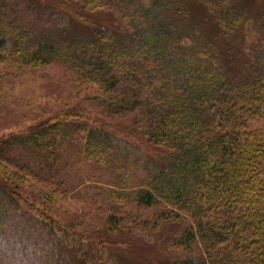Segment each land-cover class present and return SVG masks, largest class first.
I'll return each instance as SVG.
<instances>
[{
    "label": "trees",
    "instance_id": "trees-1",
    "mask_svg": "<svg viewBox=\"0 0 264 264\" xmlns=\"http://www.w3.org/2000/svg\"><path fill=\"white\" fill-rule=\"evenodd\" d=\"M21 1L58 17L48 38L45 28L38 33L14 22ZM111 1L0 0L4 71L64 63L77 83L91 87L103 113L133 115L135 134L121 136L90 119L85 105L1 134L0 264H118L106 245L125 229L120 208L130 188L136 207H151L146 226L191 221L174 243L178 264H264V138L253 126L264 114V64L245 76L229 69L232 41L254 35V17L235 0H118L135 6L133 17L150 2L155 14L170 13L168 23L134 28L131 44L119 42L109 26L73 27L77 12L102 11ZM191 2L214 18L212 33L193 18ZM138 135L158 148L155 154L133 153L131 137ZM64 160L98 165L116 177L117 187H109L115 207L94 227L99 233L60 221L19 189L32 171H55ZM52 196L45 193V205Z\"/></svg>",
    "mask_w": 264,
    "mask_h": 264
},
{
    "label": "rangeland",
    "instance_id": "rangeland-1",
    "mask_svg": "<svg viewBox=\"0 0 264 264\" xmlns=\"http://www.w3.org/2000/svg\"><path fill=\"white\" fill-rule=\"evenodd\" d=\"M235 2L251 13L256 23L253 36L232 41L234 48L229 69L234 75L245 76L254 67L264 64V0H235ZM198 4L190 3L191 10L195 12L193 18L203 22L206 33H212L211 31L216 29L215 20ZM16 6L17 9L13 12L16 24L28 28L32 26L38 33L45 28V34L47 38L49 37L47 28L58 17L45 15L39 8L25 1H21ZM151 7L150 2L144 4V9L154 12ZM134 10L135 6L114 0L102 11L88 12L87 15L84 14L85 11L77 12L75 14L77 21L73 22V27L92 32L93 29L109 26L120 33L119 42L131 44L130 33L134 28L165 27L170 17V13L166 11L149 14L146 10L145 14L133 17ZM56 13L63 15L66 12L56 9ZM4 70L6 67L0 64V136L27 128L55 112L84 107L83 105L86 106L90 119L105 122L111 130L121 136H125L126 132L135 135L131 132L133 115L116 117L103 113L100 107L93 104L91 87L85 82L77 83V73L64 63L42 66L25 74ZM253 126L258 128L264 138V114L253 121ZM131 138L135 144L131 148L134 154L156 153L158 148L151 145L145 137L138 135L136 138L133 136ZM13 169L15 168L11 171ZM4 172L7 175L5 170ZM31 173L30 178L25 177V181L19 185L25 197L43 201L42 206L62 222L74 221L81 230L100 232L94 227H100L103 215L109 214L115 207L109 187H117L114 185L117 180L108 170H103L98 165L83 166L78 162L71 165L64 160L63 163L56 164L55 171L50 170L47 173L36 170L35 173L33 171ZM141 177L142 174L136 175L137 187L143 179ZM44 190L45 192L42 193ZM127 191L129 193L124 198L128 199L127 204L120 208V211L127 214V216L122 215L125 216L122 221L125 229L112 235L106 245V248H111L114 260L118 264H178L181 252L174 243L187 223L190 224L191 221L186 219L187 223L164 222L158 228L146 226L144 221L151 216V207H136L135 190L130 188ZM48 192L56 195V197L52 196L53 203L50 206L45 205L43 200L45 193ZM113 210L117 212L119 208Z\"/></svg>",
    "mask_w": 264,
    "mask_h": 264
}]
</instances>
